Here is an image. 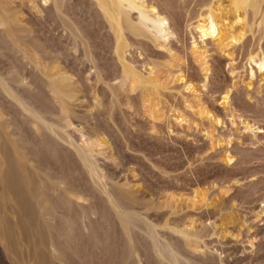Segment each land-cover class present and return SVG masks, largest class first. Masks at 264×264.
I'll return each mask as SVG.
<instances>
[{
	"label": "rangeland",
	"instance_id": "1",
	"mask_svg": "<svg viewBox=\"0 0 264 264\" xmlns=\"http://www.w3.org/2000/svg\"><path fill=\"white\" fill-rule=\"evenodd\" d=\"M1 1L27 29L28 35L20 36V40L31 49L34 62L27 64L12 51L10 41L0 32V72L6 75L11 69L17 70L27 82L26 86L17 85L18 92L47 121L65 129L79 145L91 147L103 185L101 190L89 182L87 169L68 145L54 142L49 135L39 138L19 111L4 102L2 118L10 123L3 124L2 139L14 131V137L33 158L31 164L47 168L54 181L66 180L67 186L77 190L81 206L68 210L61 204V190L52 192L51 185H42L50 202L73 215L89 210L94 213L88 231L74 229L75 235L70 239L73 250H67L65 263L49 259L46 248L34 245L31 235L23 239L28 234L14 231L10 236L18 241L15 253L0 242V264H22L21 259L33 257L34 253L39 261L26 260L25 264H137L139 260L141 264H161L146 234L150 227L191 264H264V77L260 79L257 70L249 85L246 79L250 64L255 65L253 61L248 63V53L255 57L264 54V25L249 29L239 11V20L235 21L227 0H216L220 35L204 37L208 44L206 55L195 58L189 50L192 41L202 44L193 24L201 7L197 0H187L178 17L182 33H178V39H174L176 35L170 37L179 45H174V52L181 55L175 53L180 65L175 64V68L163 47L151 52L127 33L128 45L132 47L125 48L126 59L132 60L128 61L138 70L145 72L151 58L159 60L161 86L148 99L137 86L130 85V80L123 79L113 52V33L93 0H64L60 14L43 0ZM73 30L82 34L75 36ZM238 35L240 39L236 41L233 36ZM233 45H238L237 49ZM87 51L100 71L99 79L93 76L94 68L85 56ZM230 56L234 60H229ZM199 60L215 68L209 85L198 92H188L182 86L174 88L175 75L181 71L193 84H201L203 70ZM39 65H48L54 75L66 74L73 97L63 101L54 93L36 67ZM225 93L227 98H220ZM256 126L262 131L257 132ZM5 148L9 149V145L5 144ZM39 174L44 177L43 171ZM3 186L0 180V225L4 218L14 225L26 212L18 207L16 199L6 195L10 189ZM23 190L33 206V196L25 186ZM108 193L124 215L132 218L131 248L118 216L107 203ZM32 208V213L40 216ZM40 224L38 228L45 232V225ZM183 231L190 232L188 239ZM130 249L135 256H129Z\"/></svg>",
	"mask_w": 264,
	"mask_h": 264
},
{
	"label": "bare ground",
	"instance_id": "2",
	"mask_svg": "<svg viewBox=\"0 0 264 264\" xmlns=\"http://www.w3.org/2000/svg\"><path fill=\"white\" fill-rule=\"evenodd\" d=\"M214 1H216V0H197V3L200 5V6L199 5L198 6L201 8L198 10V12L196 14V16H198V18L195 22H193V24L195 23L194 28H198L197 32H198L199 37L202 39L201 40L202 44H200V43L198 44L195 41H192V42H190L191 46H190V50H189V52L191 51L193 53L194 57L197 56V58L199 56L204 58L206 55L205 52L208 50V48H207L208 44L203 41L204 37L205 38L208 37L211 39L213 37L214 33H218V36L220 35L219 26H218L219 15L216 12V7H214ZM4 2L5 1L0 0V32L6 38H8V40L10 41V47H11L10 49L16 53H19V56L22 59H25L27 64H30V63L34 62L33 58H32V54H31L32 53L31 49H28L23 44V42H21V40H20V36L21 37L23 35L27 36L28 31L26 28H24L22 25L19 24L18 18H16V16L11 12V10L6 6V4ZM43 2H45V3L49 2V4L58 12V14H60L59 12L61 10V6H62L64 0H43ZM93 2H94L93 5L96 6L95 8L98 9V12L101 14L104 21L108 24L109 28L111 29V31L113 33V35L111 34L114 37V51L113 52L115 53V56H116V58L120 64L119 66H121L120 69H121L123 79H128V81L130 80L131 86H133V87L137 86L139 88L138 91L141 94L146 95L148 97V99L151 98V93L153 91L159 92V87L161 86V84L159 83V76H160L159 75V73H160L159 72V66H160L159 60H155V59L151 58L149 61L150 64H149V66L145 72L138 70L132 64L133 62L132 63L129 62L132 60L128 59L129 60L128 61L126 59L127 57L125 55L126 54L125 48L128 45L127 33L130 34V36H132L135 39V41H137L138 44H140L141 46L143 45L147 49H150L151 52H153L154 50H159V46L163 47L168 54L167 57L169 56V58H171V60L169 59L170 62L173 61L174 68H175V64L176 65L179 64L175 60L176 59L175 58L176 52H174V50H175L174 45H177V44H175L172 41L173 38L171 39L170 37L172 35H174V36L176 35L177 38L175 37L174 39H178L179 34L182 33V32L179 33V30L181 27L179 20L181 17L180 18H178V17H179V13H180V8H182V6L184 5L185 2H187V0H93ZM227 2H228L227 4L229 6L230 11L233 14H235V21L239 20V14H236V12L239 11L240 14H242V17H241L242 22H244V24L249 29H251L254 26H260V25L263 26L264 25V0H227ZM178 8H179V11H178ZM184 8H185V6H184ZM186 9H187V7H186ZM188 10L187 11L185 10L186 13L188 12ZM132 12H135L134 17H133L134 14L132 15ZM62 14L65 15L64 13H62ZM189 15H191V14H189ZM193 16H194V14H193ZM61 17L64 19V21H67V20H65L64 16L61 15ZM185 17H187V16H185ZM192 17H191V19H192ZM62 18H61V20L63 21ZM188 19H189V16H188ZM187 24H189V23H187ZM71 29H73V27ZM78 30H81V29L78 28ZM79 32H81V31H79ZM73 33L75 34V36L78 35V33H76L74 30H73ZM184 34H185V32H184ZM80 35H78V36H80ZM233 38L237 41L240 39V35L233 36ZM182 40H184V39H182ZM182 40H181V42H182ZM85 42L86 41H84L83 43H85ZM243 42H244V40H243ZM185 43H186V41H185ZM185 43H182V44L184 45ZM143 46H142V48H143ZM178 46L179 45H177V47ZM185 46H187V44ZM237 46L233 45V49L234 48L237 49L236 48ZM129 47H132V46H129ZM33 48H34V50L38 49L35 46ZM133 48H135V46ZM129 49H131V48H129ZM179 49H181V48H179ZM38 51H39V49H38ZM134 51H133V53L136 52V51L135 52ZM137 51H138V48H137ZM185 51H187V50H185ZM158 53H159V51H158ZM179 53H180V51H179ZM203 53H205V54H203ZM232 53L233 52H231V55H232ZM152 54L153 53H151V55ZM177 54H178V51L176 53V56H177ZM248 54H249V58L247 60H249V62L248 61L247 62L250 64V61H253L256 66L252 65V64H250V66H249L250 72L247 71L249 73L247 74V78H246V79H248L247 85H249L252 82L251 78L253 76H257V74H256L257 70L259 71V73H258L259 78L262 79L264 77V54L263 55H261V54L257 55L256 54L257 57L253 56L254 54L253 55H251L250 53H248ZM178 55H180V54H178ZM184 55H185V52H184ZM85 56L89 60V62L91 63V67L94 68V70L92 72L94 78L99 79L101 77L100 76L101 74L97 68V65L94 61L92 54L87 51L85 53ZM143 56H142V59H143ZM148 56L149 55H147V58H148ZM208 56L210 57V55H208ZM208 56H207V58H208ZM233 57H234V55H233ZM233 57L230 56L229 60L232 61ZM184 58H185V56H184ZM191 59H192V57H191ZM191 59H190V61H191ZM204 60L205 59H203V61ZM233 60H234V58H233ZM140 61H142V60H140ZM162 63L164 64V62H162ZM201 63L202 62L200 61V63H199L200 67H201V65H200ZM34 64H36V63H34ZM228 65H230L231 69L235 68V66L231 62H229ZM172 66H171V68H172ZM178 66H180V65H178ZM36 67L41 71V73H42L44 79L46 80L47 84H49L51 86V90L54 93H56L62 100L66 99V98L70 99L73 97L74 90H73L72 84L69 80V77L66 74L61 72L60 75H54L53 73L48 71V69H47L48 65H44L43 67H41V65H39ZM160 69H161V67H160ZM177 69L178 68L176 66V70ZM213 69H215V68H213V66L209 62L207 63L205 61L202 63L201 71L203 70V72H201L202 73V79L200 81H202V82L200 85L199 84H193L191 78H188L187 75L185 76V74L184 75L180 74V73H182V71L180 72V70H178L180 73L175 75V78H174L175 85L173 87L177 88V87L182 86L183 90L187 89L188 92H192V91L198 92L197 90L198 89L200 90L201 88L203 90V88L205 89V87H207V85H209L208 82H210V80L208 81V79L211 78L210 73H213ZM164 70H166V69H164ZM169 72H171V71H169ZM214 72H215V70H214ZM164 73H163V75H165ZM231 74H232V72H231ZM235 74H234V76H235ZM237 76H240V75L237 74ZM241 79H243V78H241ZM258 81H259V79H258ZM258 81H256V82H258ZM20 84L26 86L27 82H25L24 79L19 76V74L17 73V70L11 69V70H9L8 74L6 73V75H4L0 72V131L3 132V124L10 123L9 120H7V119L4 120L2 118V115L4 113L3 105H4V102H7L9 105L14 106V108H16L19 111L21 116L24 118V120H26V122L28 123L30 128L34 132H36V134L38 135L39 138L43 137L45 135H49L54 140V142H57L58 144L68 145L72 149L74 154L77 156L78 160L87 169L88 175L90 177L89 180H91L89 182H92L93 185L98 186L102 190V185H103L102 182L103 181H101V174L99 173V170L93 161V158H92L93 157V155H92L93 150L91 149V147H88V146L83 147V146L79 145V143H77L75 140H73L70 137V135L67 133V131L65 129H63L60 126H57L56 124H53L52 122L47 121L46 118L41 114V112L39 110H37L28 100H26L20 94L22 92H18L17 85H20ZM163 85L164 84H162V86ZM208 89L210 90V88H208ZM202 90H201V92H202ZM181 91L182 90H180V92ZM184 92H186V91H184ZM207 92H209V91H207ZM227 95L228 94L225 93L220 98L226 99ZM182 97H183V95H182ZM143 99H145V98H143ZM66 104H68L67 101H66ZM224 104H228V103L224 102ZM224 107H225V105H224ZM255 130L257 132L262 131L261 127H259V126H256ZM15 134L16 133L14 131H11L8 133L7 137H5L3 139L0 136V180L2 181L5 188L10 189L8 191V193H6V195L8 197L12 196L14 199H16V202L18 201V207L22 208V210L24 209V211L26 213H24V215H20L19 218L14 222V225L8 224V222H6L7 219L6 220H5V218L2 219V222L0 225V242L2 243V245L6 249L8 248L9 251H12V253H15L14 247L16 246V244H18L17 243L18 241L16 240L14 242V240L11 239L10 234L14 231L18 232L19 234H24L25 236L28 234V236H26V238H23V237L22 238L27 239L31 235L30 237H32V241H33L34 245L38 244L39 246L42 245V247L46 248V250L48 252L49 259H51L53 261L65 263L67 250H70V249L73 250V248H71L72 245L70 246V244H71L70 239L72 238L71 236L75 233L74 229L75 228H82L84 231L85 230L88 231V228L92 225L90 223L89 219L92 216L91 214L94 213V211L89 210L90 212L87 213V211L83 212L82 211L83 209H82L81 214L80 213L79 214L74 213V215H73L69 212L66 213V211L65 212L61 211L58 209L59 207L57 208L56 205H53L50 202L49 197L46 196V194L44 193L43 190H41L42 185H51L50 188H51L52 192H56L58 190H61L62 193H60V195L61 194L62 195L60 196V198L63 202L61 204L63 205V207L67 206L68 210L70 209L71 206H75L76 208L79 207L80 196H78V194L76 192L77 190L75 188H71L70 186H67L69 184L66 182V180L60 179V180L54 181L53 178L51 177L52 175L49 174L50 172H46L47 171L46 167H45L46 169L44 170L43 166H42L43 167L42 168L38 165L37 166L34 164L32 165L31 162H32L33 158L25 150V145L18 138L14 137ZM5 144L9 145V149L5 148ZM39 171H43L44 177H42L39 174ZM24 186L26 187V192H28L30 195L33 196V201H32L33 206L31 203H28L26 198H25L26 194L23 190ZM125 193H126V195L131 196L130 191L125 190ZM4 200H5V198H4ZM106 200H107V203L109 204V206L114 210L115 214L118 216L120 224H121L122 228L125 230V233L127 234V236H126L127 244H129V246L131 248L132 247L131 246L132 237H131L129 229L132 225V220H131L132 218H129L128 215L127 216L124 215L125 213H123L117 207L118 205L115 204V201H113V199L109 196V193L107 194ZM3 203H4V201H3ZM32 207L36 208V210H38L37 211L38 214L40 216H42L43 218H41L40 216H36L34 213H32L33 212ZM17 213H19V212H17ZM72 216H74L75 218H73ZM57 217L59 218V221H56ZM41 222H43V224L45 225V228H46L45 232L42 231L44 228L42 230L39 229ZM91 231H93V230H91ZM146 232H147L146 233L147 236H149L152 240L154 252L158 256L161 264H191V262L189 260H184L183 258L180 257L178 252L175 250V248L172 246V244L169 241L159 239L156 231L152 227H150L149 230H147ZM91 233H94V231ZM79 234H80V232H79ZM183 234L186 236V239H188L190 232L183 231ZM35 235H37L38 238H36ZM45 237H46V240H45ZM34 238H36V239H34ZM25 245H27V244H25ZM28 245H30V244H28ZM77 245H79V244H77ZM30 246H28V247H30ZM35 247L37 248V246H35ZM35 247H33V248L35 249ZM10 248H11V250H10ZM133 251H134L133 249H130V251L128 253L129 256H135L136 255V253ZM70 253H72V252L70 251ZM127 257H128V255H127ZM26 260L36 262V261H39V258L37 256V254L34 253L33 257H30ZM26 260L21 259L20 262L22 264H25V262H27ZM139 261H138V263L137 262L136 263L141 264ZM33 262H32V264H33ZM47 262L49 263V261H47ZM124 262H126V259H124ZM38 263L40 264L41 262H38Z\"/></svg>",
	"mask_w": 264,
	"mask_h": 264
}]
</instances>
